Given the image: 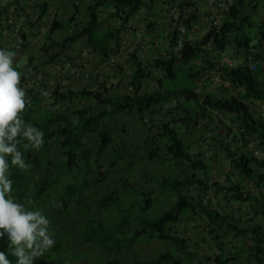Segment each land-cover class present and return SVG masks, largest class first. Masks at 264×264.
Masks as SVG:
<instances>
[{"label":"trees","instance_id":"1","mask_svg":"<svg viewBox=\"0 0 264 264\" xmlns=\"http://www.w3.org/2000/svg\"><path fill=\"white\" fill-rule=\"evenodd\" d=\"M21 1L12 0L3 7L0 14L7 12L6 7L18 5ZM156 1L90 0L86 7L88 20L85 21L82 28L73 27L72 24L76 19L71 16L64 23L54 21L49 30V36L59 31L70 32V35L64 39L61 45V51L71 48L74 43L85 38L87 46L93 51H98L104 60H107L113 50L117 48L116 44L118 45L120 33L111 26L105 27V20L102 21L99 17L100 8H113L115 13H111L110 17L118 18L121 26L124 27L137 12L152 8ZM250 1L252 0H237L230 7L224 19L227 28L221 30L211 29L199 43L188 40L187 35L183 38L180 37L178 31L180 26H184L187 33L191 32V25L196 20V16L192 14L187 19L179 16V20L175 21L176 30L167 47V57L159 59L154 64L157 71L161 70L165 74L163 81L158 80L159 89L156 91H149L143 96L140 95L143 82L151 79L152 71L151 66H146L139 60L137 53H133L129 59L132 65L130 84L134 90L126 96L115 94L108 98L106 94L110 92L109 89L104 86L103 89L96 90L93 85H88L80 91L70 90L63 94H59L58 88H55L52 94V99L55 102L60 100L66 102L73 98L93 100L101 106L96 112H92L91 107H86L71 115L55 113L43 107L39 93L36 95L31 90L27 91L30 96V103L26 105V110L21 115L27 123H31L44 133V143L38 150L31 147L21 148L24 159L30 166L27 171L11 168L13 195L17 202L25 203L26 200L30 199L33 202L30 210L39 209L42 197L46 192L53 190L59 182L60 173L63 170L73 172L81 178L83 174L92 171L94 165H99L109 153L114 158L110 163V168H120L122 166L120 164L121 156L120 149L115 147L117 146L116 139L111 133L104 131V125L108 118L114 114L138 113L143 120L145 116L152 120L158 114L155 108L156 104L168 102L171 98H183L186 104V119L171 118L164 127L165 129L158 132L152 139L146 151L151 160H170L173 162L174 167L189 170L188 174L185 177L163 176L158 179V190L146 192L131 186L128 178L131 170L134 169L131 162L128 169L122 168L118 171V175L124 181L121 191L123 195L110 204L116 215L119 213L122 215L119 224L110 227L104 223L89 221L83 230L79 232L78 243L93 246L101 253L110 255L113 264H190L187 259L194 258L193 255L187 254V251L191 248V241L181 237L179 232L176 231L187 219L194 218L197 215L205 222L200 214L203 213L210 221L211 233H216L217 228L225 227L227 230L235 232L236 235L246 236L248 234L251 245L243 251H256L250 258L252 260H260L261 257H264V161L256 159L249 152L246 143L243 145L242 151H234V153L231 152V145H227V158L238 170L241 179L257 189V194L249 189L248 184L239 185L235 182H231L229 186L217 183L210 187L212 184L200 178L199 174V171H203L205 177L208 179L211 177L208 166L198 159L202 156V153L192 155L176 128L180 125L196 124L199 120L205 119L210 114L209 112L220 109L225 113L237 115L238 123L244 127L245 133L247 135L256 134L260 145L264 147V121L253 116L250 106L246 103V101L254 99H260L264 102V75L259 77L257 75L259 71L264 74V30L257 28V23L253 20V7L245 12L244 17L239 20L240 15L246 9V2ZM250 6H253V3L250 2ZM255 31L259 33V39L256 44H253L252 35ZM229 33L233 34L237 49L244 50L249 55L253 54V50L262 53L260 61L256 63L254 71L249 70L247 65H237L236 67H226L224 69L226 81H229L233 88L239 90L237 95H232L227 89H223V96L221 97L212 93L200 96L196 92L198 88L195 87L194 83L193 85H190L188 81L181 83L180 79L183 81H197L206 69L195 62L204 58L205 48L208 44L213 42L217 47L221 46L225 36ZM180 41L182 47L176 51ZM185 66H190L188 72L185 71L186 68L182 69ZM25 78L24 76L23 80ZM160 139H165L167 142L164 154L159 153L158 142ZM55 147L60 149L61 160L56 166H53L50 154ZM51 168L55 170V173H50ZM40 172H44V178L40 186L37 187L32 175ZM104 173H107V171H99L94 180L86 178L82 184L71 183L67 185L63 192L62 202L64 206L80 203L79 201L85 192L93 187H109L111 179L110 177H104ZM228 180L232 181L231 178H228ZM196 185L199 192L198 199L202 195H206L209 190L214 191L216 196L222 193L227 201L232 198L240 205L249 204L250 214H253L256 218L259 217L262 224L251 225L249 229H242L235 223L230 222V217L220 215L216 209L205 205L202 200L194 205L196 199L186 193L185 189ZM130 193L137 198H141L140 201L138 199L136 201L142 203L140 214H138L140 223L133 230L129 226L132 217L136 214L132 213L131 210H126L121 201L122 197L125 198ZM157 195L161 196L162 201L156 206L155 197ZM165 200H169L170 205H166ZM63 212H65V209ZM149 212H152L153 215H148ZM127 232H132V235L127 236ZM219 239L220 237L216 234L215 243H217L220 251H224L223 243H219ZM141 240H146L148 243L167 244L169 249L166 252L156 253L142 262L137 260L135 262H125L117 258L124 251H129L135 241ZM9 243L6 237L0 240V251H5L12 264H16L15 257L11 255ZM61 250L59 244H55L53 251L56 252L59 261L63 262V256L60 255ZM238 260L237 256L231 259L224 255H217L212 264H230L232 261V264H241V261ZM108 264H111V262L109 261ZM259 264H263V262L260 261Z\"/></svg>","mask_w":264,"mask_h":264},{"label":"rangeland","instance_id":"2","mask_svg":"<svg viewBox=\"0 0 264 264\" xmlns=\"http://www.w3.org/2000/svg\"><path fill=\"white\" fill-rule=\"evenodd\" d=\"M250 2L253 3V6H250ZM250 2H246V9L240 15L239 20L244 17L245 12L249 11L253 7V20L257 23V28L264 30V0H252ZM108 9L110 8H100L99 10V17L102 21L105 20V27L111 26L116 31H119V40L122 39V31H124V33L126 32L125 34L134 33L136 39L139 40V47H133L135 53L136 51L138 52V56L141 61H147L146 58L149 57L151 61V63L149 62L150 64H153V62L156 61L155 58L159 59L163 56L167 57V47L169 46V41L172 39L176 30L177 25L175 21L179 20V16L185 17V19L192 14L196 16L197 21L193 22V24L198 26L194 27L191 35L187 34V36L188 40L199 43L204 38L202 33L204 30L202 27L205 22L211 18L213 13V7L207 4L204 0H185L184 2L183 0H158L152 8L144 10L143 17L138 22V26H135V22L129 21L124 27H122L118 18L110 17L111 13H115L114 10L109 11ZM79 12L74 23L75 26L83 27L88 17L86 19L84 15L85 12L83 13L82 10L80 11L79 9ZM226 28L227 25L222 22L218 30ZM158 29H161L160 34H162V36L158 38L156 42H153ZM183 36L185 35L183 34L182 37ZM252 37L254 39L253 44H256L259 39V33L255 31ZM131 40H133L132 36L130 37V41ZM151 43L156 46V52L148 54L146 51L148 48L147 46H150ZM52 44L55 46H52V50H50V46L43 48L45 52V59L43 63H40L42 64L43 73L48 79V83L45 84L50 88L48 89V87L44 85L43 88L37 87L39 90L37 91L35 85L41 84V82H37L39 79L38 76L31 75L30 78L31 80L36 81V83H33L30 79L27 81L24 80L23 82V87H26V90H35L36 95L37 93L41 95L39 98L46 110L71 115L77 110H81L86 107H91L92 112L99 109L100 106L96 102L87 99L73 98L72 100L66 102H63L62 100L59 102L48 100L52 99L51 95L55 88H58L59 93H63L60 92L61 88H63V90L66 89V93L70 90L73 91V87L69 86V84L73 82L77 84V86H75L78 87L76 88L77 91L82 90L88 85H93L96 90L103 89L105 86L110 90V92L106 94L108 98L114 96L115 94L126 96L132 91L130 90L132 68L129 67V63L124 57L126 48L122 50L124 51L123 53H121V49L114 50V52H116L114 53V57L111 58L113 61L110 60L109 62H106L98 52L91 55L85 54L84 48L86 47L81 43H76L74 50H68L67 53H62L59 45H56L57 40H55ZM39 51L42 52L41 50ZM252 53L253 54L249 55L244 50H238L235 45L233 34L229 33L225 36L224 42L221 46L217 47L213 42L208 44L205 48L204 58L196 61L199 66L205 67L206 69L198 78L199 84L197 81L191 80L183 81L180 79V82L184 83L185 81H188L190 85H193L194 83L195 87L198 88L197 93L200 96H204L210 92L218 93V96H222L221 84L224 82L223 69L228 67L226 66L227 63L232 66H236L247 62L248 59H250V61L252 60L255 64L259 63L262 53H259L257 50H253ZM219 55L222 59L218 58ZM153 56L155 57L153 58ZM184 68H186L185 71L188 72V68H190V66L182 67V69ZM257 75L261 76L264 74L259 71ZM157 80H163V76L161 72L155 71L152 75L151 81L149 80L144 82L141 95H144L150 90H157L159 88ZM42 92H46L47 95H42ZM237 92V90H231L232 94H237ZM171 101L156 104L155 108L157 109L158 114H156L152 120L147 116H145L143 120L141 115H138L137 113L114 114L108 119L104 126V130L111 131V134L116 139L117 146L115 147L120 149L121 156L120 164H122V166L120 168H110V163L114 160V158L109 153L104 157V159H102L99 165H94L92 171L87 174H83L81 178L77 177L73 172H68L66 170H63L60 173L59 182L55 185L53 190L48 191L43 196L42 201L39 204V209L37 210L42 211L50 221V228L54 233L53 238L55 240V244L58 243L59 247L62 249L60 255L63 256L64 260L63 262L59 261L56 252L53 251L55 248L54 245L42 257L36 258L35 264H108L109 261L113 264V259L110 255L108 256L101 253L93 246L79 244L77 241L78 234L83 230L89 221L104 223L110 227H114L119 224L122 215L119 213L116 215L117 217L114 216V210L110 207V204L114 203L116 198L118 199L123 195L121 191L124 181L123 178L118 175V171L122 168L128 169L131 162L134 165V169L131 170V173L128 175L131 186L147 192L158 190V179L163 176L171 175L174 177H185L188 174L189 170L181 167H174L173 162L170 160H151L146 151L150 146L152 139L158 132H162L165 129L164 127L169 123L171 118L186 119V104L184 99L182 98L181 101L177 103L175 108L172 107L173 104H171ZM247 103L250 104L249 102ZM250 105L251 112L254 115H257L259 112L258 104L252 102ZM209 113V121L207 125H203L201 128L193 126L194 123L189 125V128L183 125L175 127L178 129L187 147L191 148L192 151L196 149V147H201L204 154L203 149L206 146L208 157H206L205 163L209 167L220 169L219 171L217 170L218 172L215 174L216 176L219 173L223 176L222 171L224 169L233 173L235 172L234 165L231 164V161H228L225 156L227 154L226 151L228 150L226 146L231 145V152L234 153V151H237L238 149L237 143L239 141L236 140V138H233L227 142L226 138L229 137V133L232 131L231 127L236 128L238 117L236 115L225 116L215 112ZM230 125L232 126L230 127ZM198 130L202 131L204 136L203 139H201V144L199 142L200 140L195 139ZM166 143L165 139L159 140V153L164 154L166 152ZM224 146L226 148H223ZM259 151V161H264V147H262V149L259 147ZM220 152L222 154H220ZM50 160L52 161L53 166H56L60 162L61 152L58 147H55L51 152ZM103 170L107 171V173H104V177H110L111 179L109 181L111 183L109 187H93L83 195L79 201L80 203L72 204L71 206H64L62 202L58 200L62 197L63 189L67 185L71 183L82 184L83 180L86 178L94 180L97 172ZM50 173H55V170L51 168ZM228 175L231 176L230 174ZM200 177L208 182L212 181L213 183L210 187L217 184L216 181L205 177L202 172H200ZM32 178L38 187L44 178V172L37 174L34 173ZM213 179H215V176ZM248 187L253 193H256L257 190H255L251 184H248ZM185 191L188 192L187 190ZM190 195H193L196 198L197 192ZM136 199L139 201L141 200V198H137L132 193L125 196V198H121L125 209L128 211L131 210L132 213L136 214V216L132 217L131 225L129 226L131 230H133L136 225L140 223L138 214H140L139 212L142 203L138 200L136 201ZM220 199L222 200L219 202L222 212L224 211V213H227L226 211H229L230 209L229 206H232L233 210L234 207H238L236 210L241 209L242 211L245 208L249 220L256 219V217L249 212L251 209L249 204L240 205L239 203H235L232 198L228 199V201L226 198ZM161 201V196L157 195L155 197V205H159ZM205 201L210 202L208 203L210 206H212V204L216 205L217 197L215 196L214 191L209 190L205 197ZM132 204L134 205L131 207ZM165 204L170 205V201L165 200ZM248 207L250 209H248ZM64 209L65 212H63ZM149 213L150 214L148 215H153L152 212ZM191 221H186L179 228L175 227L176 229L178 228L176 232H179L181 237H186L191 241V251H187V254L191 255V253L194 252L195 255H199V257L205 262L212 264L216 254H212V252H210L211 256L209 257L207 254H204L203 251H218V246L214 243V235L210 234V229H207L200 219ZM195 223L197 224L195 225ZM126 235L131 236L132 232H127ZM219 235L222 237V243L226 247L232 246L233 241L229 237L231 236L229 231L222 229L219 232ZM240 242V247L243 249L249 248L251 245L249 237H241ZM159 249L168 250L169 246L167 244H157L155 242L148 243L146 240L135 241L129 251H124L117 258L120 261L125 262H135L136 260L142 262L146 261V258L156 253L165 252L159 251ZM242 258L246 259V257Z\"/></svg>","mask_w":264,"mask_h":264},{"label":"clouds","instance_id":"3","mask_svg":"<svg viewBox=\"0 0 264 264\" xmlns=\"http://www.w3.org/2000/svg\"><path fill=\"white\" fill-rule=\"evenodd\" d=\"M224 1H226V3L228 4V9L226 10V13L224 15L222 22H224V19L228 13L230 7L234 3L237 2V0H224ZM3 7L0 8V11H2ZM143 10H145V9H143ZM213 15L214 14L212 13L211 18L213 17ZM210 19L208 21H210ZM195 21H197V18L193 22H195ZM208 21H206L204 26L202 27L204 30V31H202L203 36H205V34L213 28L219 29V27L222 24V22H221V24L218 25L217 27L209 28L207 26ZM193 22L191 25L192 30L189 33L186 32V28L184 26L179 27L178 31L180 33L179 34L180 37H182L183 34L184 35H187V34L191 35L193 28L198 26V25L193 24ZM183 30H185V32H183ZM180 43L182 45L181 41H180ZM116 46H117V48H115L114 50L121 49L120 48L121 47L120 40L118 42V45H116ZM181 47L179 48V44H178L176 51L180 50ZM114 50L110 54L109 59H107V60H104V58L101 56L103 58V60L106 62H109L110 60L113 61L111 58H112V55H114V53L116 52V51L114 52ZM96 52H98V51H96ZM133 53H135V51ZM133 53H131V55ZM136 53L138 54L137 51H136ZM15 58H16L15 52L7 51V50H0V240H3L6 237L7 240L10 242L9 243V249L11 250V255L13 257H15V259H16V264H35L36 258L42 257L48 250H50L55 245V240L53 238L54 233L51 231V228H50V221L43 214V212L40 210H37V209L36 210H30L31 205L33 203L30 199L26 200L25 203H19V202H17L15 196L13 195V180L11 179V168H18L19 170L27 171L28 168L30 167L24 159V153L21 150V148L22 147L23 148L31 147L32 149L38 150L42 147V145L44 143V140H43L44 133L39 128L35 127L31 123H27L22 118L21 114L25 112L26 105L29 104L30 101L27 99L26 91L24 90V88L21 87V83L24 82L23 78H21L22 77V71H19V70H17V67H14ZM164 58H166V56H163L162 58H159V59H164ZM218 58L222 59V57L220 55L218 56ZM159 59L155 58L156 61H158ZM156 61H154L153 64H149V65L144 63V65H146V66H151L152 75L154 74L155 71H157L156 68H154V64ZM240 65H247V67L251 71H254L255 66H256V64L252 60L250 61V59H248L247 62L240 64ZM226 66H228V68H232V67H236L237 65L232 66L229 63H227ZM131 68H132V65H131ZM157 72H161L162 76L163 77L165 76L163 71L158 70ZM223 77H224V82L221 85L222 91H223V89H227L231 93V90H236L235 88H233V85L229 81H226V76L224 75ZM151 79H152V76H151ZM151 79H147L146 81H149V80L151 81ZM131 80H132V76H131ZM161 81H163V80H161ZM197 81H199V79ZM157 82H158V80H157ZM143 86H144V82H143ZM131 88H132L131 92H133L134 89L132 86H131ZM142 89H143V87H142ZM142 89H141V91H142ZM27 91H30V90H27ZM150 91H156V90H150ZM237 91H239V90H237ZM148 92L149 91H147L146 93H148ZM61 94H63V93H61ZM128 94H130V93H128ZM208 94H211V93H208ZM222 94H223V92H222ZM42 95L46 96L47 93L42 92ZM140 95H141V92H140ZM232 95H237V94H232ZM141 96H143V95H141ZM218 97H221V96H218ZM181 99L182 98H178V99L171 98L169 101L172 100L171 101L172 102L171 104H173L172 107L175 108L177 106V103L179 101H181ZM87 100H89V99H87ZM90 101H93V100H90ZM255 101H257V102H255ZM184 102H185V100H184ZM247 102H249L250 104H252V102L255 104H258L259 112L257 113V115H254L252 112L251 113L253 116H255V117L258 116L257 118L264 121V102L260 99L248 100V101H246V103ZM164 103H166V102H164ZM250 104H248V105L251 106ZM99 108H101V106ZM250 109H251V107H250ZM211 112H215L217 114H221V115H225V116L235 115V114L225 113L223 110H220V109L219 110H213ZM208 121L209 120H208V116H207L205 119L199 120L198 123H196V124L192 123V124H193V126H197L198 128H201L203 125H207ZM183 126H186L189 128V125H183ZM231 126L232 125H230V127ZM231 130L232 131L229 133V137L226 138L227 142H229V140H232L233 138H236V137H237L236 140H238V141H240L239 140L240 138H243L244 140L248 141L246 143V145H248L247 147H248L249 152L256 159L259 160V158H260L259 147L262 149V146L260 145L258 136L256 134L247 135L245 133L244 127L241 126L238 122H236V128L231 127ZM107 132L111 133L110 131H107ZM181 138H182V136H181ZM25 141H27V143H25ZM183 141H184V139H183ZM184 143H185V141H184ZM185 145H186V143H185ZM198 149H200V150H198ZM201 149H202L201 147L200 148L196 147V149H194L192 151L191 148H189V152L194 156L198 155L201 152L202 156L198 157V159L201 160L203 163H205L206 157H208L207 156L208 152L206 151V146L203 149L204 154H203ZM254 150H258V152H259L258 156L254 155ZM208 169H209V166H208ZM201 172H203V171H201ZM199 174H200V171H199ZM203 174L205 176V173H203ZM229 177H232V176H229ZM203 180L206 181L205 179H203ZM209 182H211V181H209ZM216 183H218V182L216 181ZM218 184H220V183H218ZM64 189H63V192H64ZM158 189H159V187H158ZM185 190L188 191V192H186V191L185 192L188 193L189 195L197 192L196 198L193 195H190V196L194 197V199H196L195 200L196 202L194 205H197L198 201L202 200L205 205L209 206L210 208L216 209L220 213V215L230 217L229 221L233 222L237 225L236 220L232 218L231 213H234L238 207H234V210H233V207L229 206L231 209L228 212H231V213H224V211L222 212L220 209L221 205H219V207L217 205L215 206L213 204H212V206H210L208 204L210 202L205 201V197L207 194L202 195V197L200 199H198L199 192L197 190V185L193 186V187H188ZM255 190H257V189H255ZM220 194H221L220 198L224 199L223 194L222 193H220ZM254 194H257V191ZM62 199H63V195L58 200H60L62 202ZM235 203H238V202H235ZM62 204H63V202H62ZM113 214H114V216H116L115 211L113 212ZM200 214L205 219V222L202 220V218H199L198 215L194 216V218L187 219V221L188 220L189 221H191V220L195 221V220L200 219L201 222H203V224L207 227V229L208 228L210 229V234L214 235L213 236L214 243H215V235L216 234H218V236L220 237L219 241H221L220 243H222V237L219 235V232L222 229H225V231H229V230H227V228L223 227V228H219V229L217 228L216 233H211L212 231H211V227L209 226V224H210L209 219L206 217L205 214H203V213H200ZM252 221H253V219L250 220V222H252ZM196 224L197 223H195V225ZM239 228H242V227H239ZM229 234H231V237H233V236L239 237L240 236V238L249 236L248 234L246 236L236 235V233L233 231H229ZM180 236H181V234H180ZM77 240H78V238H77ZM215 244H217V243H215ZM226 248L227 247L223 244V250L225 249V251H227ZM230 248L233 249V248H236V246H233V243H232V246ZM159 251H162V250L159 249ZM166 251L167 250H165V252ZM218 251H220L219 247H218ZM216 257L217 256L214 257V260L216 259ZM194 258H196V255ZM0 264H12V261L8 258V255L5 253V251H0Z\"/></svg>","mask_w":264,"mask_h":264},{"label":"crops","instance_id":"4","mask_svg":"<svg viewBox=\"0 0 264 264\" xmlns=\"http://www.w3.org/2000/svg\"><path fill=\"white\" fill-rule=\"evenodd\" d=\"M11 1L12 0H0V8L3 6L5 7ZM89 1L90 0H22L20 4L18 5L6 7L7 12L0 15V50L13 51L16 53L14 67H17V70L22 71L21 78L25 76L26 77L25 81L29 80L31 78V75L38 76L39 79L37 78L38 79L37 82L38 83L41 82V84L35 85V88L37 91H39L37 87L43 88L44 85H46L45 83H48L47 76L44 75L43 73L42 64H40V63H43L45 59L44 58L45 52L43 48H47V46H50V50H52V46L55 47L52 44L55 40H57L56 45H59V48H61V45L64 39L70 35V32L59 31L53 34L52 36H49V30L51 28L52 23L54 21L64 23L71 16H74L75 18L78 17V14L80 13L79 9L80 11L82 10L83 13L85 12L84 15L87 19L88 14L86 12V7L90 3ZM108 10L113 11V8H110ZM143 12L144 10H141L132 17L131 21L135 22V26H138V22L143 17V14H144ZM72 25L73 27H75V23H73ZM125 33L124 31H122L121 33L122 39L120 40V44H121L120 48H121V53H123L124 51L122 50L126 48L124 57H125V60L129 63V67H131L129 58H130L131 52L135 51L133 47H136V48L139 47L138 45L139 40L136 39L134 33L132 34H129V33L125 34ZM156 33L157 34L155 35L153 42H156L157 39L162 36V34H160L161 29H158ZM131 36L133 40L130 41ZM79 43H81L83 46L86 47L84 48L85 54L91 55L93 53L94 54L97 53L96 51H93L87 46L85 38L80 39L77 42V44ZM152 44L153 43H151L150 46H147L148 48L146 51L148 52V54L156 52L155 51L156 46ZM75 46H76V43L73 44L71 48L63 52L67 53L68 50L72 51L74 50ZM39 50H41L42 52H40ZM139 54H140V51H139ZM112 57H114V55ZM146 60L147 61L144 60L143 63L149 65L151 63L149 57H147ZM31 81L33 83L34 82L36 83V81L34 80H31ZM69 86L73 87V91H77L76 88L78 87H75L77 86V84H75L74 82L69 84ZM21 87L24 88L23 83H21ZM46 87L48 86L46 85ZM49 88L50 87H48V89ZM24 90L26 91L27 99L29 100L30 96L27 93L26 87L24 88ZM65 90L66 89L63 90V88H61L60 92L66 93ZM130 90H132V88ZM32 92L36 94L35 90H32ZM213 94H216V96H218V93H213ZM48 100L52 101V99H48ZM203 137L204 136L202 134V131L198 130V132L196 133L195 139L200 140L199 142L201 144V139H203ZM239 140L240 141L237 143V146H238L237 151H240V150L242 151L243 145L247 143L248 141L244 140L243 138H240ZM220 154L222 153L220 152ZM225 156H226V159L229 161V159L227 158V154ZM234 169H235V172L233 173L224 169L222 171L223 176L221 175V173H219L216 176L215 174L220 169H214L212 167H209L208 170L211 175L209 179L217 181L218 183L224 186L225 185L229 186L231 182H235L236 184H239V185L248 184L241 179L238 170L236 168ZM228 174H230L232 177H229ZM214 176H215V179H213ZM228 178H231L232 181L228 180ZM209 184H212V181L209 182ZM220 196L221 194L217 196V202H216L217 206L220 205L219 204V202L221 201ZM226 212L231 213L228 211ZM231 214H232V218L237 221V225L239 227H242L243 229H249L251 225L256 226V225L262 224V221L259 217L254 219L253 222H250L249 218L247 217V211L245 208L243 211L236 210L234 213H231ZM229 237L230 239H232L233 246H236V248L231 249L230 247H227V251H225V249L224 251H207V252L203 251L204 254H207L210 257L211 256L210 252H212V254L215 253L216 256L224 255L225 257H228L231 259L237 256L238 259L241 262H243L241 264H259L260 261L263 262L264 264V257H261L260 260L250 259L252 255L256 253V251H243L242 247H240L241 246V242L239 239L240 236L239 237L229 236ZM220 242L221 241H219V243ZM162 251H165V250H162ZM191 255L195 257L194 252H192ZM242 257H246V259H243ZM187 260H188L187 262H190V264H201L202 262H204L205 264H208V262H205L203 259H201L199 255H196V258L194 259H187ZM232 262L230 264H232Z\"/></svg>","mask_w":264,"mask_h":264},{"label":"built area","instance_id":"5","mask_svg":"<svg viewBox=\"0 0 264 264\" xmlns=\"http://www.w3.org/2000/svg\"><path fill=\"white\" fill-rule=\"evenodd\" d=\"M207 4H209L211 7H213V17L208 21L207 26L209 28L211 27H217L221 24L224 15L226 13V10L228 9V4L224 0H204ZM185 32V30H183ZM181 43H179V48L181 47ZM254 155L258 156L259 152L258 150H254Z\"/></svg>","mask_w":264,"mask_h":264},{"label":"bare ground","instance_id":"6","mask_svg":"<svg viewBox=\"0 0 264 264\" xmlns=\"http://www.w3.org/2000/svg\"><path fill=\"white\" fill-rule=\"evenodd\" d=\"M207 77V76H206ZM213 77V76H212ZM223 78V77H222ZM224 80V79H223ZM214 83V82H213ZM199 84V83H198ZM220 84V83H219ZM222 85V84H221ZM199 87V86H198ZM210 87V86H209ZM209 117V116H208Z\"/></svg>","mask_w":264,"mask_h":264}]
</instances>
